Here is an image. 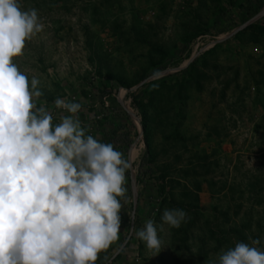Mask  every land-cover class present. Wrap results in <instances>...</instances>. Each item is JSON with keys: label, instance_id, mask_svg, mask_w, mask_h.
<instances>
[{"label": "rangeland", "instance_id": "374dc122", "mask_svg": "<svg viewBox=\"0 0 264 264\" xmlns=\"http://www.w3.org/2000/svg\"><path fill=\"white\" fill-rule=\"evenodd\" d=\"M19 6L37 9L45 26L13 58L40 80L34 103L54 123L68 115L57 98L79 103L87 134L131 165L120 239L96 264H206L237 242L264 240V0ZM173 207L187 222L163 224L160 251L147 249L136 230L161 225Z\"/></svg>", "mask_w": 264, "mask_h": 264}, {"label": "clouds", "instance_id": "9594fccd", "mask_svg": "<svg viewBox=\"0 0 264 264\" xmlns=\"http://www.w3.org/2000/svg\"><path fill=\"white\" fill-rule=\"evenodd\" d=\"M38 10L0 0V264H96L120 239L126 172L131 165L112 143L87 134L77 102L55 100L68 113L59 123L34 103L43 95L14 57L44 30ZM182 208H165L136 230L147 249L159 252L163 224L178 229ZM264 244L237 242L206 264H264ZM107 260V257H105Z\"/></svg>", "mask_w": 264, "mask_h": 264}, {"label": "trees", "instance_id": "16d2710c", "mask_svg": "<svg viewBox=\"0 0 264 264\" xmlns=\"http://www.w3.org/2000/svg\"><path fill=\"white\" fill-rule=\"evenodd\" d=\"M44 3H46V2H44ZM241 229V228H240ZM240 229H234V230H232V234H234V235H236V236H238L240 239L241 238H245L246 239V234H243L244 232L243 231H246V229L244 228H242L243 229V231H242V233H241V230Z\"/></svg>", "mask_w": 264, "mask_h": 264}]
</instances>
